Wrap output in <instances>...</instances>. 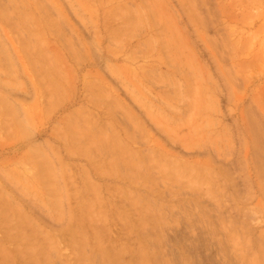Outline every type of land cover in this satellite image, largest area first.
<instances>
[{"label":"rangeland","instance_id":"1","mask_svg":"<svg viewBox=\"0 0 264 264\" xmlns=\"http://www.w3.org/2000/svg\"><path fill=\"white\" fill-rule=\"evenodd\" d=\"M0 264H264V0H0Z\"/></svg>","mask_w":264,"mask_h":264}]
</instances>
